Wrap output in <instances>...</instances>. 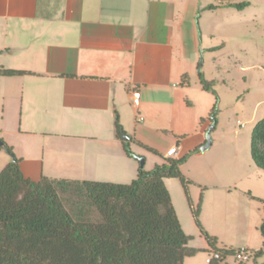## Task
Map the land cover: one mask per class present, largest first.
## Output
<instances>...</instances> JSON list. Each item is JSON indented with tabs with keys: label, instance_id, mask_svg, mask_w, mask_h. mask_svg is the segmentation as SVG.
Instances as JSON below:
<instances>
[{
	"label": "crops",
	"instance_id": "obj_1",
	"mask_svg": "<svg viewBox=\"0 0 264 264\" xmlns=\"http://www.w3.org/2000/svg\"><path fill=\"white\" fill-rule=\"evenodd\" d=\"M243 2L241 11L231 6ZM241 62L248 66L237 68ZM0 70L18 73L0 75V141L25 179L129 184L138 173L136 157L146 172L162 157L185 158L179 169L190 183L186 191L177 179L164 185L191 237L187 247L204 254L195 264H207L214 249H262L264 215L251 197L264 201V171L241 165L230 139L216 136L200 151L215 97L201 88L199 75L213 91L232 90L240 72L246 113L258 121L264 0H0ZM172 147L176 154L165 157ZM11 160L0 149V172ZM186 195L193 207L201 197L198 220L215 239L213 248L204 238L196 246L202 236ZM187 259L182 264H193ZM220 264L242 263L225 257ZM245 264H264V256Z\"/></svg>",
	"mask_w": 264,
	"mask_h": 264
},
{
	"label": "trees",
	"instance_id": "obj_2",
	"mask_svg": "<svg viewBox=\"0 0 264 264\" xmlns=\"http://www.w3.org/2000/svg\"><path fill=\"white\" fill-rule=\"evenodd\" d=\"M247 5L231 6L241 11ZM16 74L0 70L3 76ZM199 83L215 97L208 116L215 125L218 99L213 83L201 75ZM115 128L121 139L117 123ZM128 143L122 139L124 152L132 157ZM0 149L12 158L0 172V264H182L184 258L196 254L187 247L191 237L183 232L164 185L165 179H177L186 191L190 183L179 169L185 158L162 157L148 172L140 167L129 184L46 178L33 182L22 176L10 148L3 143ZM249 152L254 166L264 171V117L252 129ZM62 194L76 198L73 216L63 206ZM251 199L260 203L264 215V201ZM187 202L200 235L213 248L215 239L203 231L198 220L201 197L194 207L188 197ZM86 209L96 219L89 220ZM258 231L264 248V216ZM214 251L224 256L232 252ZM261 256L264 252L260 250L254 259Z\"/></svg>",
	"mask_w": 264,
	"mask_h": 264
},
{
	"label": "rangeland",
	"instance_id": "obj_3",
	"mask_svg": "<svg viewBox=\"0 0 264 264\" xmlns=\"http://www.w3.org/2000/svg\"><path fill=\"white\" fill-rule=\"evenodd\" d=\"M199 63L201 66L202 58L199 60ZM247 66H248L247 63L241 62L238 63L237 68L247 67ZM255 72H259V71H255ZM231 87L232 90L230 88L229 90H225L224 87L220 85H217L214 88V93L218 98V106H217L218 112L216 116V125L214 130L210 134V139L212 142V140L217 136L222 140H229V139L233 140L237 144V148L239 149L238 152H240V159H241L240 164L243 166L244 163L252 165L253 163H251L250 152H249L251 132L254 125L264 117V112L263 115L262 113L259 112L257 113L256 118L258 119L256 120L258 121L256 122L250 121V117L246 113V108L248 106L247 97L245 96L246 86L243 85V80L241 79L240 72L233 75ZM236 94H238L239 97L238 99L235 97ZM138 158H142V157H138ZM138 166L140 168V164ZM60 196L63 206L73 216V212H75L73 203L76 200V198L71 196L70 194H62ZM173 201L174 204L176 205V208H178V203L175 197H173ZM87 213L89 220L96 219V214L93 211L89 209L87 210ZM237 213L238 212L236 211L235 216L237 215ZM180 218L183 223L182 215H180ZM234 219L235 217L233 218V220H229V223L233 221L235 222L236 220ZM198 243H200V245L204 244L203 238L199 237V242H196V246L198 245ZM208 254L209 253L206 254V257L208 256ZM188 259L193 264H195V262L196 263H199L201 261L203 262L204 254H200L198 253V251H196V254L192 257H189ZM188 259L187 261H189ZM249 262H245V263H249Z\"/></svg>",
	"mask_w": 264,
	"mask_h": 264
},
{
	"label": "built area",
	"instance_id": "obj_4",
	"mask_svg": "<svg viewBox=\"0 0 264 264\" xmlns=\"http://www.w3.org/2000/svg\"><path fill=\"white\" fill-rule=\"evenodd\" d=\"M130 96L132 99V104L137 106L139 103L140 94L137 88H133L130 90ZM176 154V147H172L168 149L165 153V157H170ZM264 252V248L261 249ZM256 252L248 250V249H236L233 250L229 255H223L221 252L218 251H211L207 258L206 263L209 264L212 261H222L225 257H232L238 263H245L249 261H253Z\"/></svg>",
	"mask_w": 264,
	"mask_h": 264
},
{
	"label": "water",
	"instance_id": "obj_5",
	"mask_svg": "<svg viewBox=\"0 0 264 264\" xmlns=\"http://www.w3.org/2000/svg\"><path fill=\"white\" fill-rule=\"evenodd\" d=\"M213 127H214V125H211L208 128V130L206 132V137H205V144L202 147H200V151H205L210 147V145H211L210 132H211ZM121 138L125 141L128 140V137L123 132L121 133ZM2 144H3L2 141H0V147L2 146ZM137 159H138V162L140 164V167L142 168L144 160L142 158H137Z\"/></svg>",
	"mask_w": 264,
	"mask_h": 264
}]
</instances>
